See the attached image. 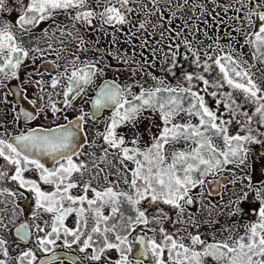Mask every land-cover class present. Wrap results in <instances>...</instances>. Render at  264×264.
Returning a JSON list of instances; mask_svg holds the SVG:
<instances>
[{"label":"snow or ice","instance_id":"1","mask_svg":"<svg viewBox=\"0 0 264 264\" xmlns=\"http://www.w3.org/2000/svg\"><path fill=\"white\" fill-rule=\"evenodd\" d=\"M0 106V264H264V0H0Z\"/></svg>","mask_w":264,"mask_h":264},{"label":"rangeland","instance_id":"2","mask_svg":"<svg viewBox=\"0 0 264 264\" xmlns=\"http://www.w3.org/2000/svg\"><path fill=\"white\" fill-rule=\"evenodd\" d=\"M209 2H211V0H209ZM221 15H223L221 13ZM12 16H15V13H12ZM220 30L223 32L225 29H224V25H221L220 27ZM114 64V67L112 69V71L108 72V76L111 78L113 76V73L115 72V68L118 67V65H116L115 62H113ZM177 68H180V69H184V70H190L191 69V66L185 62V63H182V64H177ZM153 71H157V70H153ZM124 70L122 69L121 70V74L118 76V79L119 80H123L124 79ZM157 74H159L157 72ZM179 74V73H178ZM3 112V107L0 106V113ZM65 115H68L69 116V119L72 118L71 114L70 113H65ZM10 118V117H9ZM59 122H62V121H59ZM44 124H48V121H43ZM86 127V130H87V126ZM8 130L9 131H12V126L11 125H8ZM89 138H91V133L89 132ZM260 149L257 147L256 151H259ZM253 167L256 169V172L257 174H259V170L261 168H264V161H261L259 159H254L253 160ZM225 177L228 178V174L225 173L224 174ZM111 178V177H110ZM211 179V178H210ZM260 179H264V176H260ZM232 189V186L229 184L226 186V188L224 189V192L221 196H223L224 198V203L226 204L227 201L231 198V190ZM205 192L208 196V199L209 200H214V201H219L220 200V197H212L208 194V191L206 189V185H205ZM16 199V204L19 206L20 203H24V202H27L29 205H30V211H28V216H29V221L32 220V216H31V208H32V200L31 198L29 197V195L27 194V192L25 191L24 195L23 196H17L15 197ZM258 202L257 200L255 199V197L251 194H249L248 198L246 200H243L240 202V207L243 209V208H246L247 209V214L243 215L239 212L235 213L234 216L232 217L233 220H236L238 221L240 224H244V223H247L250 219H255L256 217V214L258 212ZM8 209L9 211L12 209V204H11V201L8 200L7 202L5 201V197L4 196H0V215H2L4 213V210L5 209ZM24 208L20 207L17 209V212H18V216H17V220H20L22 221L23 220V213H24ZM251 210H256V214L255 215H250V211ZM201 213L202 214H206V210H204L203 208L201 209ZM215 215V213H214ZM71 218H69V221H70ZM217 219H219L221 222H224L225 220L228 219L227 216H218ZM218 228H219V224L216 225ZM205 229H201V231H204ZM64 264H69V262H64Z\"/></svg>","mask_w":264,"mask_h":264},{"label":"water","instance_id":"3","mask_svg":"<svg viewBox=\"0 0 264 264\" xmlns=\"http://www.w3.org/2000/svg\"><path fill=\"white\" fill-rule=\"evenodd\" d=\"M21 104L26 105L29 108V110H31V105H28L27 101L21 100ZM81 143H83V140H81ZM227 179L228 178L225 177L224 179L219 181L220 187H218L216 184H211V185L206 184V189H207L208 193L213 197L219 196L222 193L221 188H223L227 185ZM19 206L24 208L23 220H29L28 211L30 209V205L27 202H24V203H20ZM239 208H240L239 213L243 212V209L240 206H239ZM11 235L13 237L15 236L14 230L12 231ZM144 259H145V261H147V258H144Z\"/></svg>","mask_w":264,"mask_h":264},{"label":"flooded vegetation","instance_id":"4","mask_svg":"<svg viewBox=\"0 0 264 264\" xmlns=\"http://www.w3.org/2000/svg\"><path fill=\"white\" fill-rule=\"evenodd\" d=\"M10 99H11V97H10ZM227 185H229L228 183H227ZM226 185V186H227ZM226 186L225 187H223V191H222V193L219 195V196H221L222 194H223V192H224V189L226 188ZM209 194V193H208ZM211 196V195H210ZM219 196H217V197H219ZM29 211H30V209H29ZM241 214H243V215H245V214H247V209L246 208H243V212H241ZM256 214V210H251L250 211V215H255ZM65 262H68L67 260H65Z\"/></svg>","mask_w":264,"mask_h":264}]
</instances>
